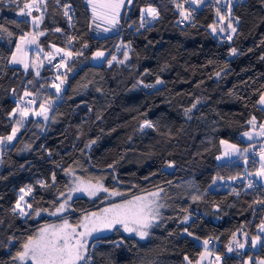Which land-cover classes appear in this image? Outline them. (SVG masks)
I'll list each match as a JSON object with an SVG mask.
<instances>
[{"label": "trees", "instance_id": "obj_1", "mask_svg": "<svg viewBox=\"0 0 264 264\" xmlns=\"http://www.w3.org/2000/svg\"><path fill=\"white\" fill-rule=\"evenodd\" d=\"M28 1L0 0V25L13 33L9 37L0 32V136L11 132L9 114L17 98L25 90L32 92L37 82L31 70L9 65L17 38L30 30L28 21L16 14ZM182 2L132 0L124 6L118 25L98 35L92 32L86 0H45L39 45L82 55L60 67L66 83L58 96L43 90L42 96L53 101L49 119L29 120L13 144L1 151L0 264H19L13 257L22 244L52 219L34 215L58 206L69 169L83 178L102 180L110 191L122 192L121 197L163 189L164 207L149 236L138 239L118 229L99 236L89 248L88 264H188L185 256L196 264L204 240L210 241L207 251L221 256V264L264 260V232L259 231L264 204L255 203L264 200V187L257 184L241 195L210 188L218 172L233 177L249 167V161L220 165L221 141L245 147L248 143L240 135L248 120L253 116L264 120V110L256 104L264 92V0L232 5L237 32L230 41L209 30L216 9L207 1L180 25L176 3ZM149 5L157 8L159 18L139 28L141 9ZM128 25L134 27L128 30ZM119 40L129 47L128 62L108 65ZM232 48L237 55H230ZM96 51L107 52L101 64L90 62ZM41 74L50 84L52 70L45 66ZM158 78L163 83L145 87L156 85ZM145 120L154 128L141 130ZM25 186L32 188V208L21 217L12 209ZM104 203L101 196L75 197L66 216L78 219ZM187 215L191 218L184 222ZM254 237L260 239L255 245ZM237 241L244 247L239 248Z\"/></svg>", "mask_w": 264, "mask_h": 264}, {"label": "snow or ice", "instance_id": "obj_2", "mask_svg": "<svg viewBox=\"0 0 264 264\" xmlns=\"http://www.w3.org/2000/svg\"><path fill=\"white\" fill-rule=\"evenodd\" d=\"M16 0H10V3H15ZM132 0H128L130 4ZM203 0H184V3H176V8L179 11V15L182 18V21L191 20L192 13L188 9L184 7L185 3L197 4L202 3ZM217 3L220 0H216ZM88 3L92 7V18L93 21L102 20L110 25H115L118 22V17L120 14V9L124 6L125 0H88ZM66 8L68 6H65ZM33 10L40 11V0H30V2H25L22 7L19 8V12L17 15L19 16H32ZM64 15L71 20V17L68 14V11L64 12ZM216 16L219 18V27L217 23H213L209 25L212 34L224 33L230 30L231 34H235L237 32V28L233 25L232 22V10H231V0H229L228 11L227 14H222L219 8L216 9ZM159 18V11L156 7L148 6L146 8L141 9L140 13V23L139 28H145L150 25L153 21ZM43 21V16H34L32 17L33 25L38 26ZM26 22V21H25ZM239 22L237 18V23ZM226 23V27L224 26ZM57 32L61 31V29H55ZM108 29H105L107 31ZM139 30V29H137ZM0 32H7L8 36L11 37L13 35L12 32L8 31L3 25H0ZM229 34L227 39L230 41L232 39V35ZM44 35L43 32L38 33H25L19 37V42L16 44V53H20L21 55H17L13 53L11 63L13 64H22L24 66L25 71L29 68V62L25 59L24 48L28 45L36 44L37 37ZM74 38H69V43ZM87 47V45H84ZM56 54L61 52L64 53V57L61 59V62L57 64L55 67L59 69L60 67H67L65 64V58H71L73 53L71 51H65L64 49L57 48L55 50ZM75 55H82V53H75ZM230 55H237V49L232 48L230 51ZM105 53L102 51H97L94 53V58H103ZM49 63L55 59V55L52 53H48L45 57ZM129 59L128 53H124V60L117 61L118 63H124ZM264 59V56L261 57ZM117 57L112 56V59L108 61L111 65L113 61H116ZM33 68L39 69L42 67V62L37 64L35 61L31 63ZM68 71H71L68 68ZM39 71L37 70L36 75L39 76ZM219 76V73H217ZM55 81H59L56 83ZM55 81L50 84L51 88H54L56 94L61 93L63 90V86L66 83V77H61L57 75L55 77ZM29 83H32L29 81ZM159 78L156 80V84H161ZM145 87H155V85H145ZM33 93L25 90L23 97L17 102L16 108L12 110L9 114L10 116L17 117L15 119L14 124L11 126V133L6 136H0V146L5 144H11L14 140H16L18 133H20L21 129L25 127L26 121H28L29 116L42 117L43 120L47 121L49 119L48 113L51 110V101L45 100L40 103L39 109H33L31 105H34L36 101L34 99L25 100V97L32 96ZM256 104L260 106L261 110H264V92L259 93L258 100ZM196 105L193 104L192 108H195ZM192 109L186 110L187 113L191 112ZM191 118V117H189ZM254 129L257 126L256 117L253 116L247 122ZM144 128H154V124L150 120H145L141 124V130ZM259 132L256 135L264 136V124L259 125ZM244 136L248 137L249 140L252 139L251 132L243 133ZM92 143H95L93 141ZM222 144L227 145L228 149L232 152H239L240 149L235 145H228L227 141H221ZM88 147V145H86ZM245 152L248 149H244ZM260 160L261 166L260 169L255 173L256 176L264 177V148L261 149L260 152ZM172 164H169L168 167H172ZM112 167V165H109ZM69 173L72 172V169L68 170ZM251 175V174H250ZM55 174L52 176L53 182H55ZM235 179V178H234ZM215 183V180L213 181ZM42 186H47L42 183ZM248 188L253 187V183L249 182L247 185ZM22 195H20L19 199L16 202L15 207L12 209L14 213H18L20 216H27L29 213L26 211V208H32L30 203H24L25 195L30 194L32 192V188L29 187L27 190H20ZM163 189H159L156 192H151L147 196L136 195L131 199H125L122 203H114L110 207L104 208L102 213H90L85 216L75 225L69 223L67 218H63V222L58 225H47L44 228H41L38 235L33 237L29 236L27 240L22 244V250L18 251L16 255L13 257V260L20 261L21 264H27L28 261H31V264H88L90 257L87 256L88 250V238L92 236L94 232L101 231L103 229H114L117 225L123 228L124 232L134 233L136 236H139L140 239H145L149 236V230L156 225V221L160 218V209L164 207L163 204L158 203L157 198L160 196V192ZM235 191V190H233ZM100 192L107 193L109 196H122L124 195L120 191H111L104 186L102 180L98 179L95 183L92 182H83L79 181L75 183V186L69 190L66 198L62 203H59V206L56 207L55 211L50 213V215L62 214L66 211L70 210L69 201L72 200L73 193H83L88 197H96ZM239 195V193H236ZM64 196V193L60 194ZM193 200L200 199L199 196H193ZM257 204H264V200L255 201ZM36 215L39 216L40 212L37 211ZM188 216L184 217V222H187ZM82 229V230H81ZM259 229L261 232H264V221L261 222ZM187 231V229H185ZM191 235V233H188ZM233 239H235V233L233 234ZM259 237H254L252 240V244L255 245L258 241ZM123 241L116 242V246L119 247ZM210 241L204 240L203 246L205 248V252L201 253V261L205 258L206 255H210L207 251L208 245ZM237 246L239 248H243L244 244L239 243L237 241ZM228 251L232 252V247H228ZM188 261V264H192V261L188 259L187 256L184 258ZM220 257L217 256V260ZM251 260V258H249ZM197 264H200V261H197ZM248 264V262H246ZM258 264H264V260L258 261Z\"/></svg>", "mask_w": 264, "mask_h": 264}, {"label": "rangeland", "instance_id": "obj_3", "mask_svg": "<svg viewBox=\"0 0 264 264\" xmlns=\"http://www.w3.org/2000/svg\"><path fill=\"white\" fill-rule=\"evenodd\" d=\"M209 2V3H211L212 4V6L215 8V9H217V8H219L220 10H221V13L222 14H227V11H228V4H229V0H220V2L219 3H217L216 2V0H203V2L202 3H197V4H191V3H185L184 4V7L186 8V9H188L189 11H192V10H199L202 6H203V4L205 3V2ZM237 1H242V0H231V7H232V5L235 3V2H237ZM28 2H30V1H28ZM86 2H87V4H88V6H89V8H90V10L92 11V7H91V5L88 3V0H86ZM182 3H184V0H183V2ZM128 0H125V4H124V6H128ZM44 5H45V0H40V11H36V10H33V12H32V16H19V15H17L19 18H22V19H25V20H27L28 21V23H29V25H30V30L28 31V32H26V33H38V32H42L41 30H40V24L38 25V26H36V25H33V23H32V17H34V16H41V15H43V12H44ZM23 6V5H22ZM21 6V7H22ZM124 6L120 9V14H121V12L123 11V8H124ZM149 6H152V5H149ZM146 7H148V6H145V7H143V8H146ZM152 7H155V6H152ZM142 8V9H143ZM19 12V10L16 12V14ZM120 14H119V16H120ZM118 19H119V17H118ZM232 22H233V25H234V20L232 19ZM215 23H217V25H218V27L220 26L219 25V18L216 16V21H215ZM235 24H237V22L235 21ZM118 25V22L113 26V25H110V24H108V23H106V22H104V21H102V20H96V21H93V18H92V32L94 33V34H98V35H100V34H102V33H104V32H106L105 31V29H108L107 31H110V30H113L114 28L113 27H115V26H117ZM225 27H226V23H225V25H224ZM209 30L211 31V29L209 28ZM212 33V32H211ZM25 34V33H24ZM229 34H231L230 33V30H228V31H226V32H224V33H217V34H213L215 37H218V38H227V36L229 35ZM23 35V34H22ZM232 35V34H231ZM21 36V35H20ZM19 36V37H20ZM19 37L17 38V40H16V43L14 44V46H13V52H12V54H11V56H10V58H9V65H12V66H19V67H22L23 69H24V66L22 65V64H13V63H11L10 61H11V59H12V55H13V53H16V44L19 42ZM41 36H38L37 37V43L36 44H32V45H28V46H26L25 48H24V53H25V59L29 62V68H28V70H31L33 73H34V75H35V78H36V83L33 85V87L35 88H33L32 90V92L31 91H29V92H31V93H33V95L32 96H29V97H25L24 99L25 100H30V99H34L35 101H36V103L34 104V105H31V107L33 108V109H36V110H38L39 109V105H40V103L41 102H43V101H45V100H50L51 102H53L52 101V99H45L44 98V95L42 96V94H43V90L45 91L46 89H48L49 91L51 90L56 96H58V94H56V91H55V89L54 88H51L50 87V84L51 83H53L54 81H55V77L57 76V75H60L62 78H63V73H60L59 72V69H56V70H53L52 68H53V63L54 62H56L57 60H60L61 61V59L64 57V53L63 52H61V53H59V54H56V52H55V50L57 49L56 47H48V48H45V50L43 49V47H41V45H39V38H40ZM61 49H64L65 51H71L72 53H73V56L69 59V58H65V64H68V63H70L71 62V60L74 58V57H76L77 55H75V53H77V51H72L71 49H68V48H61ZM128 49H129V47H128V45L127 44H125V43H123L122 41H118V43H117V45H116V49H115V52L112 54V56H116L117 57V60L116 61H113V62H115V63H117V64H121V63H118L117 61H121V60H124V53L125 52H127L128 53ZM97 52V51H96ZM95 52V53H96ZM102 52H104V51H102ZM48 53H52V54H54L55 55V59L54 60H52V62L51 63H49L48 62V60L45 58L46 57V55L48 54ZM80 53V52H79ZM105 53V56L103 57V58H94V54L92 55V57H91V59H90V62L92 63V64H101L102 62H104V60H105V58H106V56H107V52H104ZM18 56L19 55H21L20 53H16ZM112 56H111V58L110 59H108V61L109 60H111L112 59ZM128 56H129V54H128ZM33 61H35L37 64H39L40 62H42V67H39V69H36V68H33L32 66H31V63L33 62ZM112 62V63H113ZM128 62V60H126L124 63L126 64ZM111 63V64H112ZM108 65H110L109 63H108ZM48 67V69L49 70H52V72L54 73V75H53V77H52V81L50 82V84H47V83H45V81H44V79H46V77L44 76V75H42L41 74V71L43 70V68L44 67ZM25 70V69H24ZM27 70V71H28ZM37 70L39 71V76H37L36 75V72H37ZM56 83H59V81H55ZM30 84H29V82L26 84V86H25V88L26 89H29L30 88V86H29ZM157 85H159V84H156L155 85V87L157 86ZM64 86H65V84H64ZM64 86H63V88H64ZM42 90V93H40V91ZM37 91V92H36ZM47 91V90H46ZM60 94V93H59ZM23 95H24V92L22 93V95L20 96V97H18L17 98V102L20 100V98L21 97H23ZM16 96V95H15ZM52 104V103H51ZM16 108V107H15ZM192 109V108H191ZM17 117H13V116H11V121H12V124H14V122H15V119H16ZM29 120H31L32 121V123L33 122H35V121H37V122H41V123H44L45 122V120H43V118L42 117H36V116H29V118H28V121ZM28 121H26V124L28 123ZM26 124H25V126H26ZM264 124V123H263ZM40 127V126H39ZM245 132H251L252 133V138L253 137H255V130L253 129V128H247L243 133H245ZM11 133V132H10ZM19 134V133H18ZM243 135V134H242ZM18 136V135H17ZM243 138H245V140H247V141H250L249 139H248V137H246V136H244L243 135ZM252 140V139H251ZM254 140V139H253ZM260 140V139H259ZM15 141V140H14ZM13 141V142H14ZM13 142L11 143V144H5V145H3V146H0V156H1V151L4 149V148H7V146H10V145H12L13 144ZM227 144L228 145H231L232 143H229V142H227ZM253 144L255 145L256 143L254 142V143H248V145H246L245 146V148L244 147H242V146H238V145H236L239 149H240V151L239 152H232L230 149H228V147H227V145H225V144H222L221 143V148H222V152L217 156V162L221 165V163H224V162H232V161H241L242 163H244L245 165H247V161H249V167H248V169H246V173H241V174H236V176H231V177H222L221 175H220V172H218L217 173V176L215 177V183H212L211 185H210V188L211 189H220V190H231V191H233V190H235L236 192H238L239 193V195H241L248 187H247V185H248V183L249 182H252L251 181V178H250V176H249V173L251 172V170L253 169V167H254V165H255V161H256V155H257V153L254 155V157L252 158L251 156H250V153L252 152V149H253ZM256 146H258V145H256ZM258 148H259V150L261 149V148H264V146L262 145V147L260 146H258ZM244 149H248V151L247 152H245L244 151V154H243V150ZM259 152V151H258ZM226 160V161H225ZM65 175H66V178H67V187H66V190H65V192H64V196H59V200H58V202L59 203H62L63 201H64V199L66 198V196H67V194L69 193V190L71 189V188H73L74 186H75V183L76 182H79V181H83V182H85V183H87V182H92V183H95L97 180H92V179H87V178H83V177H81V176H79V174L77 173V171L76 170H74V169H72V172L71 173H69V171L67 170L66 172H65ZM235 178V179H234ZM224 179V180H223ZM252 183H254V182H252ZM30 186H25L23 189H25V190H27V188H29ZM113 191H116V190H113ZM156 191H158V190H153V191H148V192H144V193H140V194H137V195H142V196H147L149 193H151V192H156ZM109 192H111L110 190H109ZM23 193H21V191L19 190L18 191V199H19V197H20V195H22ZM98 196H101V197H103L104 198V201H105V203L98 209V210H95V211H87V212H84V213H82L80 216H79V218L78 219H72V218H70V217H68V216H66V213L67 212H69V211H71V207H70V210L69 211H66V212H64V213H62V214H57V215H50V213H52V212H54L55 211V209H53L52 211H42V210H38L39 212H40V215L39 216H37L36 215V213H35V215H34V217L35 218H38V217H40V216H46V217H49V218H52L49 222H47V223H45V224H43V225H41L39 228H38V230H37V232H36V234H35V236H37L38 235V233H39V231H40V229L41 228H44L45 226H47V225H58V224H60V223H62L63 222V218H67L68 219V221H69V223H71V224H73V225H75V224H77L82 218H83V216H85V215H87V214H90V213H102V210L104 209V208H107V207H110L112 204H114V203H122L125 199H131L133 196H130V197H121V196H109L107 193H104V192H100L96 197H98ZM134 196H136V195H134ZM75 197H85V198H88V199H95L96 197H88L87 195H85V194H83V193H73L72 194V199L73 198H75ZM32 198V192L30 193V194H27V195H25V201L24 202H22V204H24V203H30V199ZM17 199V200H18ZM157 200H158V203H161V204H163L162 203V197H161V192H160V196L157 198ZM70 202L71 201H69V204H70ZM59 203H58V206H59ZM15 205H16V203H15ZM15 205H14V207H15ZM57 206V207H58ZM30 210H31V208L30 209H28V208H26V211L29 213L30 212ZM161 210V209H160ZM37 212V211H36ZM188 216V220L191 218V216L190 215H187ZM21 217H25V216H21ZM187 220V221H188ZM157 222V221H156ZM115 229H118V230H120L123 234H125V235H129V236H134V237H136V238H138V239H140V237L139 236H136L134 233H127V232H124V230H123V228L122 227H120L119 225H117L116 226V228H114V229H111V230H109V229H103V230H101V231H98V232H94L93 234H92V236L91 237H89L88 238V250H87V256H88V254H89V248L92 246V245H94V243H96V242H93V241H95L96 240V238H98L99 236H102V235H106V234H109V233H111L113 230H115ZM82 230V229H81ZM259 231H260V229H259ZM260 233H262L261 231H260ZM34 236V237H35ZM245 235H242V238L244 237ZM260 241V239H258V241L257 242H259ZM93 242V244H91ZM208 247H209V245H208ZM205 252V248H204V250H203V252L202 253H204ZM261 260V259H260ZM260 260H256V262H255V264H258V261H260ZM28 262H31V261H28ZM246 262H248V264H252V262H251V260L250 259H246L245 261H244V264H246ZM18 263L19 264H21V262L20 261H18Z\"/></svg>", "mask_w": 264, "mask_h": 264}, {"label": "crops", "instance_id": "obj_4", "mask_svg": "<svg viewBox=\"0 0 264 264\" xmlns=\"http://www.w3.org/2000/svg\"><path fill=\"white\" fill-rule=\"evenodd\" d=\"M256 122H257V126H256L255 129L251 125L248 124V128H253L255 130V133H254L255 134V137H253L252 140H250V141L245 140V138H243V135H242L243 133L240 135V137L246 143H254L255 142L256 143L255 145H258L259 147L260 146L262 147V145L264 146V136L256 135V133L259 132V130H260L259 129V125L260 124H263L264 123V120L262 122H258L256 120ZM261 149L259 150V152L256 155L255 165H254L253 169L251 170V172L249 173V176H250L252 182H254V183H256V184L264 187V177H260V176H256L255 175V173L260 169V166H261V160H260V152H261ZM221 152H222V148H221ZM243 154H244V150H243ZM200 257H201V255L199 256V258H198L197 261H200V264H204L205 261H206V259H207V255L205 256V258L202 261H201ZM196 264H197V262H196Z\"/></svg>", "mask_w": 264, "mask_h": 264}, {"label": "built area", "instance_id": "obj_5", "mask_svg": "<svg viewBox=\"0 0 264 264\" xmlns=\"http://www.w3.org/2000/svg\"><path fill=\"white\" fill-rule=\"evenodd\" d=\"M178 23H179L180 25H183V24L185 23V21H182V18L180 17V18L178 19ZM133 27H134V25H128V26H127V29L129 30V29H131V28H133ZM60 62H61L60 60H57L56 62H54V63H53V68H52V69H53V70H56L57 68H56L55 66H56L57 64H59ZM258 151H259L258 146L254 145V146H253V149H252V152L250 153V156L253 158L254 155H255L256 153H258ZM252 188H258V185L253 183V187H252ZM208 252L210 253V255H207V259H206V261H205L204 264H221V256H220L216 251H214V250H209ZM217 256L220 257L219 260H217Z\"/></svg>", "mask_w": 264, "mask_h": 264}]
</instances>
